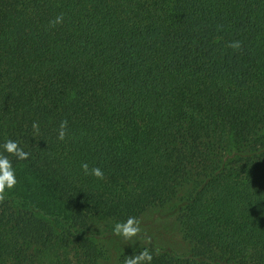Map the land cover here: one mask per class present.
I'll use <instances>...</instances> for the list:
<instances>
[{
    "label": "trees",
    "instance_id": "obj_1",
    "mask_svg": "<svg viewBox=\"0 0 264 264\" xmlns=\"http://www.w3.org/2000/svg\"><path fill=\"white\" fill-rule=\"evenodd\" d=\"M7 139L30 155H10L0 264H101L74 218H140L189 183L184 236L264 264V0H0Z\"/></svg>",
    "mask_w": 264,
    "mask_h": 264
},
{
    "label": "rangeland",
    "instance_id": "obj_2",
    "mask_svg": "<svg viewBox=\"0 0 264 264\" xmlns=\"http://www.w3.org/2000/svg\"><path fill=\"white\" fill-rule=\"evenodd\" d=\"M191 188L192 183L186 184L174 199L149 208L140 217L142 232L131 243L113 234L112 226L116 222L114 219L73 217L75 224L77 223L75 229L97 246L101 264H119L122 253L143 250L145 247L149 250L173 253L197 264H229L225 261L219 262L218 255L184 236L181 224L182 196L188 198ZM11 202L18 209L25 210L20 202L16 200ZM58 221L56 223L60 227Z\"/></svg>",
    "mask_w": 264,
    "mask_h": 264
},
{
    "label": "clouds",
    "instance_id": "obj_3",
    "mask_svg": "<svg viewBox=\"0 0 264 264\" xmlns=\"http://www.w3.org/2000/svg\"><path fill=\"white\" fill-rule=\"evenodd\" d=\"M61 21L62 17H57L55 22L60 23ZM229 46L238 49L240 47V42H231ZM66 126V121L61 123L58 132V139L63 140L65 138ZM32 127L34 130L38 131L39 125L36 122H33ZM5 153H7V155ZM10 155L15 156L17 160H26L30 153L20 146L18 140L7 139L3 144H0V201H3L18 183L16 169L10 159ZM81 168L86 175H92L98 179H103L104 177V172L99 167L89 169L88 164L84 163L81 165ZM141 223L140 218L130 216L124 221H116L112 226V232L114 235L122 237L125 241L131 243L133 239L138 237L142 232ZM152 260V252L145 247L138 253L133 252L131 255H126L123 264H152Z\"/></svg>",
    "mask_w": 264,
    "mask_h": 264
}]
</instances>
